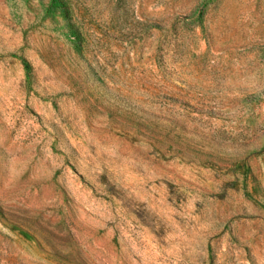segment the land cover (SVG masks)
I'll use <instances>...</instances> for the list:
<instances>
[{
	"label": "rangeland",
	"instance_id": "1",
	"mask_svg": "<svg viewBox=\"0 0 264 264\" xmlns=\"http://www.w3.org/2000/svg\"><path fill=\"white\" fill-rule=\"evenodd\" d=\"M0 264H264V0H0Z\"/></svg>",
	"mask_w": 264,
	"mask_h": 264
}]
</instances>
